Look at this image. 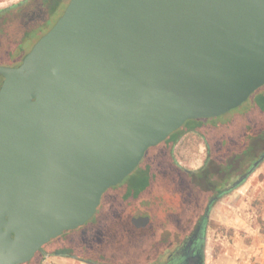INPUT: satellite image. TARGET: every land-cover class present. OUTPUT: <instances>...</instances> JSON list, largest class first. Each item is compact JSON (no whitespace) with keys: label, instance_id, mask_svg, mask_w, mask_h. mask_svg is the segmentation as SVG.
Instances as JSON below:
<instances>
[{"label":"water","instance_id":"obj_1","mask_svg":"<svg viewBox=\"0 0 264 264\" xmlns=\"http://www.w3.org/2000/svg\"><path fill=\"white\" fill-rule=\"evenodd\" d=\"M0 75V264H21L149 147L264 84V0H69Z\"/></svg>","mask_w":264,"mask_h":264},{"label":"trees","instance_id":"obj_2","mask_svg":"<svg viewBox=\"0 0 264 264\" xmlns=\"http://www.w3.org/2000/svg\"><path fill=\"white\" fill-rule=\"evenodd\" d=\"M68 2L69 0H19L0 8V63L9 64L8 66L18 65L37 39L60 17ZM26 43L31 46L17 61L15 51L20 49L22 52ZM2 79L0 75V85ZM258 96L259 100L264 99V94L259 93ZM239 107L241 104L229 111L233 114L224 121L217 119L228 112L216 117L186 120L163 141L149 147L139 164L123 182L108 188L102 194L97 210L89 220L50 239L29 261L21 264H41L45 254L65 255L88 262L99 261L104 249V237L112 227L116 215L151 188L162 171L181 170L176 167L174 152V145L180 136L193 132L208 144L224 143L228 147L235 146L245 131L255 124L253 121H256L257 117L252 116L258 113L257 107L251 110L247 108L246 111H249L246 114L236 113ZM160 214L163 217L164 211Z\"/></svg>","mask_w":264,"mask_h":264},{"label":"rangeland","instance_id":"obj_3","mask_svg":"<svg viewBox=\"0 0 264 264\" xmlns=\"http://www.w3.org/2000/svg\"><path fill=\"white\" fill-rule=\"evenodd\" d=\"M18 1L19 0H0V8L9 6ZM30 46L31 44L26 43L22 48V52L20 49L15 51L14 56H17V61L21 59ZM0 64L6 66L9 65L3 63ZM255 91L237 110L238 112L245 111L250 106L254 107L253 104H255L258 113L253 114L252 116L253 118L257 117L256 121L253 118L252 119L254 120L253 122L257 124L259 119L264 116V99L259 100L258 96L259 93L260 95L264 94V84ZM233 109L229 111H232ZM229 111L217 120L224 121L230 118L233 112ZM258 131H260L258 124L252 127L249 132L246 130L244 136L240 138L236 145H239L241 141H247L252 138ZM202 141L201 137L193 132H188L180 136L179 140L174 145V152L176 160L182 167L194 168L201 163V160L204 157V146ZM248 163H246V166ZM162 176H164V178H161L159 184L158 182H155L151 188L141 194L139 198L116 215L112 227L104 237V249L101 252L102 258L97 261L99 264H151L149 262L147 263L146 258L151 255L152 257L155 256V248L156 246L159 247L162 235L174 232L173 227H170V225H161L158 219L155 220V222H152L147 229L143 230L136 229L131 224V218H133L132 216L134 214H149L151 211H156L157 205H159L160 202L159 197L161 194L167 190L175 191L176 187H174L173 175L167 173L162 174L161 177ZM237 187L239 188L237 191L222 197L221 200L218 201V205L215 206V211L218 207V209H220L221 206H228L232 209L229 216L224 212L221 220L225 223L234 222V227H228L227 223L222 224L220 221L208 222V225L205 226V234L207 236L204 256L205 264H223L218 258L219 253H221L224 248L227 250V248L234 246V243L232 242L233 238L230 237L242 235L243 230H245V228H241L242 226L245 224L247 225L246 228H248V231H245V234L251 231V228H249L251 223L249 220H251V218L252 226L255 225V227H257H252V230H258L256 233L259 235V242L264 243V159L257 164L252 172H249L248 176ZM236 203H241V206H237L240 208H235L234 204ZM159 210H161V208H159L158 211ZM213 214H215L214 211L212 212L211 217L214 216ZM240 222L242 225L238 227L237 224ZM173 224L175 227L174 221ZM232 230H235L236 234L233 233ZM254 230L252 231V236L255 235ZM223 241L227 243L228 241L231 242L226 245V248L223 247V243L221 244ZM260 260L261 261L258 262L256 261V263L264 264V257L262 259L260 256ZM49 263L90 264L84 260L60 255H49L48 260L43 259L41 264Z\"/></svg>","mask_w":264,"mask_h":264},{"label":"flooded vegetation","instance_id":"obj_4","mask_svg":"<svg viewBox=\"0 0 264 264\" xmlns=\"http://www.w3.org/2000/svg\"><path fill=\"white\" fill-rule=\"evenodd\" d=\"M254 107L250 106L249 109ZM246 110L236 113L246 114L249 111ZM257 124L260 131L247 141H241L239 145L231 147L224 143L211 145L203 140L204 157L198 166L186 168L177 161L176 167L181 170L161 172V175L167 173L173 175L175 191L167 190L161 194L160 206L157 205L156 211L132 216H148L149 223L146 226L136 228L131 222L133 227L143 230L158 219L161 225H170L174 228V232L162 235L159 242L161 246H156L155 256L146 258L147 263L205 264V226L209 222L210 210L224 194L239 186L249 172H252L264 159V116ZM252 127L247 131L249 132ZM255 162H257L256 165H254ZM246 163H248L247 166ZM161 178L163 179L164 176L157 179L158 184ZM159 208L161 210L158 212ZM163 211L164 215L161 217L160 213ZM88 263L99 264L96 261Z\"/></svg>","mask_w":264,"mask_h":264},{"label":"crops","instance_id":"obj_5","mask_svg":"<svg viewBox=\"0 0 264 264\" xmlns=\"http://www.w3.org/2000/svg\"><path fill=\"white\" fill-rule=\"evenodd\" d=\"M239 188L236 187L235 189H233L232 191L224 194L222 197L226 196V195H230L232 193H234L235 191H237ZM221 197V198H222ZM221 198L218 200L220 201ZM218 201L214 204V206L212 207V209L210 210L209 213V222H217L220 221V223L222 224H226L228 225V227H234V222H222V217H223V213L226 212L227 215L229 216L230 212L232 211L231 208H229L228 206H221L220 209L217 208V212L215 211V206L218 205ZM235 208H240L237 206H241V203H236L234 204ZM215 212V214H213L214 216L211 217L212 212ZM230 221V220H229ZM232 221V220H231ZM234 221V220H233ZM250 223V227L251 231L249 233H244L245 231H248V228H246V224L244 226H242L241 228H245V230H243V234L242 235H235L233 237L232 242L234 243V246H231L229 248L226 247L227 244H229L231 241L225 242H221V244L223 243V247H226L227 250L224 248L223 251L221 253H219V259L221 260V263L223 262V264H257L256 261H261L260 260V256L264 257V243H260V238L259 235H257V231H255V235L252 236V227L257 228L254 226H252V218L251 220H249ZM242 224L241 222L237 224L238 227H240ZM257 226V225H256ZM233 233L236 234L235 230H232ZM251 233V234H250ZM206 242H207V236H206ZM206 246V245H205ZM206 250V247H205ZM263 264V263H261Z\"/></svg>","mask_w":264,"mask_h":264},{"label":"built area","instance_id":"obj_6","mask_svg":"<svg viewBox=\"0 0 264 264\" xmlns=\"http://www.w3.org/2000/svg\"><path fill=\"white\" fill-rule=\"evenodd\" d=\"M48 258H49V255H48V254H45V255H44V259L48 260ZM49 264H50V263H49Z\"/></svg>","mask_w":264,"mask_h":264}]
</instances>
